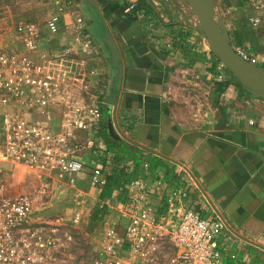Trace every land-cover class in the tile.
I'll return each mask as SVG.
<instances>
[{
	"label": "crops",
	"instance_id": "0c3cea01",
	"mask_svg": "<svg viewBox=\"0 0 264 264\" xmlns=\"http://www.w3.org/2000/svg\"><path fill=\"white\" fill-rule=\"evenodd\" d=\"M233 1L213 0L228 40L238 37L230 32L236 11ZM129 2H134V9H127ZM14 3L17 14L2 13L4 19H12L3 44L23 50L17 28L21 23L35 24L40 38L32 58L70 81L76 93L98 102L102 111L99 131L77 134L85 181L96 166L103 165L110 181L103 194L117 195L119 203H126L133 182L146 180L158 212L164 196L186 189L188 207L216 219L215 206L234 230L264 246V97L254 96L211 50L189 0H77L75 13L64 16L56 35L46 25L52 6L39 0ZM80 14L92 41L90 51H82L77 38ZM64 47L71 50L67 57L61 52ZM113 49L120 58H115ZM112 96L118 102L119 130L180 165L110 137ZM59 123L57 118L55 124ZM85 184L95 195L88 209L91 216L98 215L101 190ZM112 208L114 224L125 220L118 206ZM89 222L85 217L82 227H90ZM232 243L240 261L230 264H264L262 249L240 238H232Z\"/></svg>",
	"mask_w": 264,
	"mask_h": 264
},
{
	"label": "built area",
	"instance_id": "2783aa9c",
	"mask_svg": "<svg viewBox=\"0 0 264 264\" xmlns=\"http://www.w3.org/2000/svg\"><path fill=\"white\" fill-rule=\"evenodd\" d=\"M41 1L52 6L46 25L56 35L64 16L75 13L77 0ZM250 5L253 15L248 23L264 24V0H250ZM134 8V2H129L127 9ZM76 25L82 51H90L92 41L81 14ZM17 32L23 36V50L0 45V264H71L70 225L58 217L36 221L32 196L10 195L2 169L6 164L21 166L74 188L78 175L85 172L78 157L77 134L99 131L103 114L98 102H87L70 81L32 58L40 38L35 24L21 23ZM61 52L65 57L71 54L69 47ZM90 178L91 186L101 190L99 211L107 212L101 221V246L90 264H230L238 260L224 223L188 207L186 189L164 196L158 212L146 180H135L127 202L119 203L117 195L103 194L110 181L102 165L93 169ZM116 206L127 220L124 234L110 218ZM81 220L78 199L72 224Z\"/></svg>",
	"mask_w": 264,
	"mask_h": 264
},
{
	"label": "rangeland",
	"instance_id": "374dc122",
	"mask_svg": "<svg viewBox=\"0 0 264 264\" xmlns=\"http://www.w3.org/2000/svg\"><path fill=\"white\" fill-rule=\"evenodd\" d=\"M14 1L15 0H2L0 3V45L4 43V30H6L12 21L11 18L9 20L4 19L2 13L9 11V14H17L18 8ZM39 1L43 2L41 0ZM234 1L236 2V6L234 7L236 8V15H233L232 23L230 24V29L232 31L230 32H232L233 36L234 34H238V37L236 36L235 40H233V37L232 40L229 38L228 41L234 49L235 46L240 47L241 51L235 50L240 54L244 53L247 55V61L264 73V24L255 27L248 23L250 16L253 15L250 0ZM2 2L5 4L3 5ZM43 3L45 4V2ZM6 15L8 14L6 13L5 16ZM248 86L253 90H258L252 85L248 84ZM87 102L90 101L87 100ZM3 167L2 174L3 179L6 181L8 193L10 195L27 193L32 196L34 201V219L36 221H46L58 217L62 219L65 225H70L71 228L68 229L73 236L71 264H90L101 246L100 237L102 235V228H99V225L97 226L94 222L97 221L100 223L103 220L104 213H107L99 211L100 209L97 205L96 212H99L98 215H95V217L94 213L91 216V212L88 209V202L95 195L89 192L87 189L88 186L85 184L87 183V185H90L89 187L93 188L91 186V178L86 180V182L85 176H82L84 173L78 175L77 184L73 188L64 183L61 184V182L57 180L50 179L43 173H36L21 166L6 164ZM78 190L81 191L82 194H77ZM98 196L100 198L101 195ZM78 199H81L82 220L79 224L73 225L72 218L76 210ZM87 213L89 215H87ZM85 217L90 219L89 224H91L87 229L82 227ZM216 219L220 218L217 217ZM126 223V219H121L116 223L122 234H124ZM227 232L232 236L233 240L234 238H238L228 229ZM261 260L264 262V256ZM239 261L240 259L238 258L235 262ZM260 263V261H257V264Z\"/></svg>",
	"mask_w": 264,
	"mask_h": 264
},
{
	"label": "water",
	"instance_id": "95a60500",
	"mask_svg": "<svg viewBox=\"0 0 264 264\" xmlns=\"http://www.w3.org/2000/svg\"><path fill=\"white\" fill-rule=\"evenodd\" d=\"M191 5L193 6L200 22H201V29L206 33L211 50L220 57V59L226 64L230 69H232L237 76H239L245 84L252 85L258 90H253L251 88V92L254 96L257 97H264V73L253 66L250 62H248L242 54L237 52L229 43L228 41V33L225 31L224 26L220 25L218 22L215 10H214V3L213 0H189ZM113 54L115 58H120L118 51L113 49ZM108 103L113 107L112 112L108 115V131L109 135L112 139L117 141L126 140L134 145L139 146L147 151L155 153L161 157H164L168 160L175 161L168 156L160 154L155 150H152L148 147H145L130 138L126 137L118 128L116 123V116H117V106L118 102L115 97H111L108 100ZM176 162V161H175ZM177 163V162H176ZM179 164V163H177ZM180 165V164H179ZM186 171L191 175L192 173L190 170L185 168ZM194 178V177H193ZM196 181V179L194 178ZM197 182V181H196ZM209 202L214 206L208 196H206ZM216 213L218 214L220 220L224 223L226 228L233 233L236 237L262 249L264 251V246L251 241L248 238H245L241 234H239L224 216L220 213V211L214 206Z\"/></svg>",
	"mask_w": 264,
	"mask_h": 264
}]
</instances>
